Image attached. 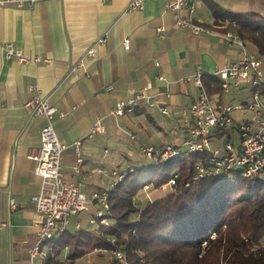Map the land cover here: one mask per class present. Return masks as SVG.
I'll list each match as a JSON object with an SVG mask.
<instances>
[{
	"label": "crops",
	"instance_id": "0c3cea01",
	"mask_svg": "<svg viewBox=\"0 0 264 264\" xmlns=\"http://www.w3.org/2000/svg\"><path fill=\"white\" fill-rule=\"evenodd\" d=\"M165 2L145 0L138 11L126 10L129 0H41L23 7L15 2L0 4V264H31L29 250L37 240L33 197L42 179L28 154L39 143L45 121L32 118L27 106L32 96L39 91L66 114L54 120L59 139L67 145L62 165L65 179L75 180L88 195L108 192L121 172L148 161L145 147L172 144L185 150L188 112L199 93L187 77L201 73L203 80L239 58V47L225 37L228 31L214 26L210 3L235 13L264 16V0H196L193 18L209 31L195 34L176 25ZM105 33L106 42L97 46L95 55L86 56ZM125 38L130 39L129 49L124 47ZM7 42L39 60L21 63L7 59L3 49ZM248 49L257 53L251 43ZM161 75L164 80L158 79ZM147 84L152 85V98L166 104L169 114L157 108H142L127 116L111 114L119 99ZM31 86L35 89L30 90ZM165 92L171 95L165 96ZM230 96L222 94L221 100L238 103L246 94ZM234 112L235 120L245 118ZM97 119L105 131L88 138ZM81 138L83 163L80 173H74V143ZM98 208L92 202L88 210L71 216L68 231L96 229L89 220ZM68 253L64 249L54 260L37 258L35 263L98 261L88 259L95 250L76 260L68 259Z\"/></svg>",
	"mask_w": 264,
	"mask_h": 264
},
{
	"label": "trees",
	"instance_id": "16d2710c",
	"mask_svg": "<svg viewBox=\"0 0 264 264\" xmlns=\"http://www.w3.org/2000/svg\"><path fill=\"white\" fill-rule=\"evenodd\" d=\"M210 7L215 27L254 45L264 60V16L227 11L215 2ZM203 83L209 95L221 100L216 75L204 76ZM239 124L234 119L228 129H217L212 146L232 142L234 137L223 135L238 131ZM175 147L180 152L169 159L148 158L143 151L148 161L121 172L108 190L109 223L61 233L54 240L57 254L68 247L67 258L76 260L101 247L123 249L128 264H264V247L258 246L264 237V172L246 177L231 168L200 176L197 166L212 168V152ZM108 255L88 264H121Z\"/></svg>",
	"mask_w": 264,
	"mask_h": 264
},
{
	"label": "built area",
	"instance_id": "2783aa9c",
	"mask_svg": "<svg viewBox=\"0 0 264 264\" xmlns=\"http://www.w3.org/2000/svg\"><path fill=\"white\" fill-rule=\"evenodd\" d=\"M41 0H0V4L15 2L18 7L31 6ZM145 0H129L126 7L128 11H138L143 9ZM166 9L171 10L175 16V23L178 27L187 28L195 34L208 32L207 26L196 22L193 13L196 9V0H166ZM225 37L230 44L239 47V58L215 71V75L220 79L222 94L229 95L232 92L247 90L248 99L232 104L230 101L213 99L207 92L202 74L197 73L187 77V81L194 82L199 88V93L190 105L187 122V135L183 140V147L192 153L203 152L208 149L212 152V168L207 169L199 163L198 174L200 176L211 173L218 174L228 169L234 168L241 171L246 177L258 175L264 172V97L262 87L264 84V70L262 57L249 51L248 42L241 39L235 33L228 31ZM107 40V33L99 36L94 45L89 48L86 56L95 55L97 46L102 45ZM124 47L129 49L130 39L125 38ZM4 54L7 59L15 58L21 63L35 62L39 57H29L13 43L7 42L3 45ZM159 80H164L161 75ZM35 87L31 86L30 90ZM151 84L138 91H131L129 95L119 99L111 109V114L115 116H127L136 111L157 108L162 114H169L170 110L164 103H159L152 98L150 90ZM165 96H170V92H165ZM32 118L43 119L44 125L40 131L39 143L29 149V158L35 162V173L41 177V187L34 195L33 201L38 217V233L36 243L30 248L31 264H36L35 259L50 261L59 255L55 249V238L68 230L70 217L78 215L80 212L88 210L92 202L98 204V210L90 218L89 223L98 227L99 224L109 223L107 214L108 192H94L86 194L75 181L65 179L62 165L63 153L67 145L62 142L54 127V120L57 117L64 118L65 113L58 109L39 91L27 102ZM253 112V118H243L240 120L238 136L240 144L235 145L232 141H226L222 147H213L211 138L217 129H228L234 122L233 112ZM105 131L101 119H97L87 133L91 138L96 133ZM235 131V130H234ZM230 131L223 137H235ZM76 150V163L73 166L74 173H80L83 163L82 138L74 143ZM148 158L169 159L177 155L180 150L172 144H166L161 149L147 146L143 149ZM214 168V170H212ZM99 171H102L99 169ZM117 174V172H116ZM174 181L171 180V183ZM145 189L148 188L146 185ZM12 209L16 208L14 200L10 201ZM215 233L211 235L214 238ZM258 246L264 247V237ZM256 245L251 248L254 251ZM68 247H65L67 250ZM100 254L110 253L116 257L121 264H128L126 253L123 249L109 252L105 248H96Z\"/></svg>",
	"mask_w": 264,
	"mask_h": 264
},
{
	"label": "rangeland",
	"instance_id": "374dc122",
	"mask_svg": "<svg viewBox=\"0 0 264 264\" xmlns=\"http://www.w3.org/2000/svg\"><path fill=\"white\" fill-rule=\"evenodd\" d=\"M241 92H243L244 94H246V97H245V99H248V98H250L249 97V94L247 93V90H242ZM236 93H238V92H236ZM240 93V92H239ZM233 94H234V92H232L231 94H229L228 96H233ZM263 95V97H264V93L262 94ZM230 96V97H231ZM233 97H235V98H237V96H233ZM226 99V98H225ZM228 99H229V97H228ZM237 101L238 100H234L233 102H232V104H236L237 103ZM240 114V116L239 117H241V116H245V118H253V112H249V111H246L245 113L244 112H242V111H238V110H235V112H234V114ZM234 134H235V136L236 137H234V140H233V142H234V144L237 146V145H239L240 144V137L238 136V131L235 129V131H234ZM167 140L169 141L170 140V137L169 138H167ZM226 144V142H224L223 141V146ZM141 195V197L143 198V199H145V197L147 196V190H145V191H142V193L140 194ZM73 225V224H72ZM71 225V226H72ZM96 251V250H95ZM97 252V251H96ZM99 252H97L96 254L95 253H91V256H89L88 257V259L89 258H92V260H98V261H104L105 259H107V258H110V256L108 255V254H110V253H105V254H98ZM132 260V259H131ZM133 261V260H132Z\"/></svg>",
	"mask_w": 264,
	"mask_h": 264
}]
</instances>
